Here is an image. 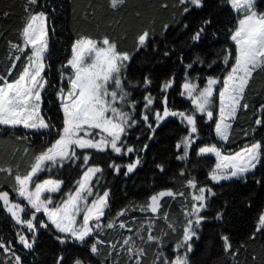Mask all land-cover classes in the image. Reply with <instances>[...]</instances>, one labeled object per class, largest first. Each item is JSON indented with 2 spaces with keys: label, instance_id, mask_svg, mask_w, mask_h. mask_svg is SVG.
Returning a JSON list of instances; mask_svg holds the SVG:
<instances>
[{
  "label": "snow or ice",
  "instance_id": "snow-or-ice-1",
  "mask_svg": "<svg viewBox=\"0 0 264 264\" xmlns=\"http://www.w3.org/2000/svg\"><path fill=\"white\" fill-rule=\"evenodd\" d=\"M124 3L109 0V7ZM172 7L171 22L159 32L139 30L131 49L108 35L77 33L54 70L56 9L50 0H27L0 72V131H22L15 138H34L35 146L24 149L23 168L0 167L10 177L0 184V210L14 229L0 235V264H28L30 255L37 264L43 235L58 248L53 264H194L217 189L251 180L264 191V136H256L264 131V99H249L254 74L264 72V0H175ZM173 57L172 68L153 71ZM137 62L146 68L139 78L131 74ZM249 111L250 128L241 130L248 139L233 150L234 125ZM166 130L174 143L153 154ZM147 165L161 179L178 177L180 187L154 183L141 200L117 206L114 182ZM223 217L217 210L213 219ZM257 234L264 236V210L249 238ZM220 239L225 253L239 254L228 235Z\"/></svg>",
  "mask_w": 264,
  "mask_h": 264
},
{
  "label": "trees",
  "instance_id": "trees-1",
  "mask_svg": "<svg viewBox=\"0 0 264 264\" xmlns=\"http://www.w3.org/2000/svg\"><path fill=\"white\" fill-rule=\"evenodd\" d=\"M56 11L52 14L51 20L55 27V33L51 36V56L55 70L66 55L69 39L77 33H88L94 36L108 35L120 44L121 48L131 49L137 32L143 28L153 26L159 32L161 25L170 23L174 11L172 5L175 0H125L124 5L119 10L109 7V0H50ZM27 0H0V72L5 70L8 64V40L17 39V31L22 27L25 19V7ZM167 4L164 8L162 5ZM51 13V8H49ZM4 13H8L7 17ZM139 13V15H137ZM230 17L227 12L220 14L219 23L221 27L229 25ZM173 33L168 39H173ZM160 37L157 36V39ZM219 48L220 45H215ZM163 48V44H161ZM166 61L157 64L154 72L164 73L172 68L173 61ZM178 70V69H177ZM145 69H141L139 62L133 65L131 74L139 78ZM55 83V80L53 81ZM251 93L249 99L258 104L264 99V72L254 74L251 82ZM174 102L178 107H184L182 98L174 97ZM52 114L55 113L54 106ZM253 117L251 111L247 114L241 113L239 120L234 125L236 141L229 147L238 150L248 138L244 137L242 129L250 128ZM204 138L208 139L212 134L205 127L203 129ZM23 132L15 134L0 131V167L20 164L21 168L27 165L30 155H24V149L29 145L35 146L33 139L18 141L15 137L22 136ZM257 138L264 136V131L256 133ZM171 133L166 130V135L156 144L153 154H163L165 149L174 143L170 138ZM38 143V142H37ZM151 156V154H150ZM259 176V173H258ZM66 178V177H65ZM111 179V178H109ZM201 179L203 176L201 175ZM10 182V177L0 174V184ZM159 187L167 183L177 189L180 187L178 177L170 174L161 179L155 176L150 165L128 181L114 182L116 193V204L122 206L128 201H139L152 184ZM126 184V186H125ZM221 195L216 198V203L209 210V221L205 225L201 238L196 242L195 251L192 255L194 264H264V236L257 234L255 240L250 239L259 213L264 210V191L255 185L251 180L247 185L242 183L228 185L224 189H217ZM126 192V195H125ZM225 201L227 206L225 207ZM251 205V206H249ZM223 211L224 217L217 221L213 219L216 211ZM171 211L179 214V204H173ZM228 235L232 241L233 249H239V254L233 256L223 250L221 235ZM0 235L9 238L14 235L12 222L6 214L0 210ZM243 244L244 247H240ZM58 248L49 235L39 238L34 256L38 257L37 264H53ZM255 257V259H253ZM0 259H3L0 254ZM28 264H31L33 256L27 257Z\"/></svg>",
  "mask_w": 264,
  "mask_h": 264
}]
</instances>
